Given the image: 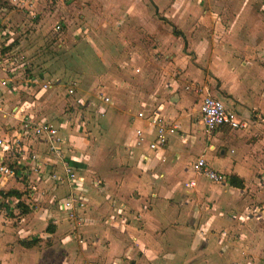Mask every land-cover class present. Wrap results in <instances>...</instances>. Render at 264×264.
Masks as SVG:
<instances>
[{
  "label": "crops",
  "instance_id": "obj_1",
  "mask_svg": "<svg viewBox=\"0 0 264 264\" xmlns=\"http://www.w3.org/2000/svg\"><path fill=\"white\" fill-rule=\"evenodd\" d=\"M186 2L154 0L152 5L154 14H161L160 20L172 28L173 45L165 47L162 42L167 36L156 31L159 47L151 51L147 48L137 60L118 57L115 61L121 69L113 66V55L107 53L102 57L105 72L101 80H90L89 91L70 80L59 97L63 102L70 99V106L77 109L91 108L98 116H104L102 119H108L109 125L115 121L116 132L122 138L116 147L119 158L105 163L113 171L89 168L90 144L82 143L80 131L85 126L76 109L73 118L62 119L60 115L54 118L45 103L39 108L36 100L21 103L23 94L35 92L39 99L56 82L46 70L29 68V63L18 57L10 62L4 57L15 54L20 40L26 44L24 40H35L47 33L36 30L23 37L21 29H12L5 19L0 21V31L5 33L0 50V136L7 141L11 137L19 140L18 144L8 142L0 147V165L13 171L10 176L0 175V197H5L6 203L11 200L19 208L26 207L27 211L15 213L20 214L21 222L26 221V216L32 217L28 227L22 225L23 232L35 228L33 231L44 230L48 236L59 238L49 247L52 256L41 255L43 264H264V232L255 233L250 223L252 219L264 227V206L258 203L264 202V13L256 16L252 0L253 4L235 0L228 5L219 0L214 5L218 26L213 41L206 37L198 44L190 39L186 28L197 20L209 23L211 16L209 10L201 11L197 5L188 7ZM22 19L27 20V16ZM4 24L8 26L5 28ZM56 25L59 24L52 29L59 34L61 30L57 32ZM30 26L39 25L35 21ZM187 42L190 49L186 51L199 55L192 63L183 50ZM157 52L160 55L154 58ZM42 75L49 82L46 90H40ZM122 75L137 86V103L136 99L133 101L137 106L130 116L119 106L130 97L123 101L118 96L119 100H115L117 91L113 87L115 82H122L118 78L123 79ZM4 80L11 81L9 86L1 84ZM69 90L73 93L69 94ZM107 92L112 99L108 104L102 101L103 96L110 97ZM205 95L219 98L236 110L244 127L233 130L222 126L208 133L199 113ZM109 108L119 111L107 115ZM139 112H155L178 125V130L167 135L164 146L151 149L155 134L146 127L145 119L138 117ZM26 117L56 127L63 140L62 161L30 132L22 138L21 120ZM86 126L95 132L89 128L90 123ZM138 129L142 139L136 135ZM90 146L95 147L92 140ZM32 155L36 156L33 164L40 167L38 174L25 167ZM198 157L223 173L227 182L213 183L196 173L192 164ZM64 164L74 174L75 185L66 180ZM53 175L60 180H54ZM232 177L243 186H231ZM37 184L45 190H51L54 184L55 193L61 196L60 205L73 195L75 211L85 216V224L73 230L65 222L49 221L45 227L46 211H42L45 215H36L30 204L24 203ZM71 231L76 233V240ZM21 238L17 244L29 251L32 246L26 248L21 242L42 237Z\"/></svg>",
  "mask_w": 264,
  "mask_h": 264
},
{
  "label": "rangeland",
  "instance_id": "obj_2",
  "mask_svg": "<svg viewBox=\"0 0 264 264\" xmlns=\"http://www.w3.org/2000/svg\"><path fill=\"white\" fill-rule=\"evenodd\" d=\"M14 1L18 2L20 6L14 5L13 0H0V21L5 19V21H8V24L11 25V28H17V30L21 29L22 31H20L21 33L23 32V37L25 34H30V32H32V34L35 33L36 30H39V33L43 31L47 34L45 36L36 37L35 40H24L26 44H23L20 40L19 43H17L19 48L16 49L14 52L15 54L11 57L6 56L4 58L9 60V62L14 61L13 59L16 57H18V59L21 58L23 60L22 62L25 60V62H27L26 64L29 63V68L35 67L34 69L36 70L37 68L39 70H46L50 78L54 79V82H56V84L53 85L54 88L50 90V92L41 94L39 99L35 98L37 95L35 92H31V94L28 95L23 94L20 96L21 103L25 100L31 103L36 100L40 102V104H36L38 108L45 103V105L48 106L46 108L50 107V113H53L54 118L60 115L62 119L73 118L76 109L77 114L81 115L79 118L84 122L85 126V128L82 127L80 131V135L82 139H84L82 143L91 145L92 140L93 145H95V147L90 145L87 147L92 156L89 168L113 171L109 169L110 166H107L108 164L105 163H110V160H114L117 157L119 158L116 147L120 145L119 139L122 140V138H119L120 136H118L116 132L117 124H113L115 121L112 120L109 125L108 119H102L104 116H98L95 111L90 110L91 108H89V110L84 107L77 109L74 106H70V99L66 98L63 102V100H59V97L64 93L63 89L70 80H76L77 84L81 85L82 88L84 87L83 90L85 89L86 91H89L90 80H101L100 77L104 75L105 72V69L102 67V57L105 54H112L114 60L113 66L121 69L120 63L117 62L118 60L115 61V59L121 57V60H124L126 56H129L128 60L133 58L137 60L138 57H142L141 52L147 50V48H149L150 51L156 50L159 45L155 41V32L158 31L160 35L168 37L173 31L172 28L170 27V30V25L160 20L161 14H154L152 6L154 0ZM176 1L183 3L185 0H175V2ZM186 1L188 7L193 8V6L197 5L201 7V11L209 10L208 14L211 16V19H208L209 23L197 20L196 23L187 26L186 31L188 34H191L190 39H192L194 43L199 44V42H203V40L208 37L212 42L218 26L214 21V5H217L216 3H218L219 0ZM234 1L235 0H224L227 5L231 3L234 4ZM246 1L252 3L251 0ZM252 1L254 2L252 6L258 14L254 10L253 12L259 17L260 14L264 13V0ZM171 2L175 4L174 0H171ZM26 6L29 10L24 8ZM191 15H194V13ZM23 16H27L29 22L23 20ZM35 21L36 24L39 25L37 28L30 26L31 23ZM56 23L61 26V32H59V34H55L52 29ZM6 26L8 25L4 24L5 28ZM226 26L229 27V25ZM228 27H225V30H227ZM167 37L163 38L162 42L165 47L175 43L171 36L169 40ZM179 42L183 43V40L179 38ZM187 48L190 49L188 42L183 49L184 53L188 55L187 59L189 62H195L199 55L197 56L194 52L186 51ZM196 52L200 53L198 48ZM159 53L160 52L154 54V58H157L160 55ZM180 56L181 55H179V60L182 58V56ZM201 62L200 60L199 63ZM121 64H123V62H121ZM205 64L206 63L202 62V65ZM117 73L120 72L118 71ZM118 78L122 82L119 84L115 82V86L113 87V89L117 91L115 100H119L118 96L122 98L123 101L125 97H130L128 102L124 101V105L119 104V106H123L124 112L130 116L133 114L135 106H137L133 104L134 99H136L135 103H137V86L133 85V82L126 80L123 75V79L120 77ZM118 78L116 79L119 82ZM106 94L110 95L111 98L110 93L107 92ZM67 101H69V103ZM92 101L96 100L93 99ZM113 111L116 113L119 109L109 108L107 115ZM96 117H99V120ZM68 123L69 126L72 125L70 122ZM88 123H90L89 128L94 129L95 132L92 133L90 130L88 131V126H86ZM120 124L123 126L122 123ZM122 144L123 143H121V145ZM91 148H93V150H91ZM112 153L115 155L113 158L110 157ZM121 155L123 157V154ZM120 159L122 158L120 157ZM97 163L100 166H97ZM54 189V184H52L51 190H45L43 186L37 184L34 186V192L30 197H27L28 200H24V203H29L32 210H35L32 213H37L36 215L41 216L44 210L46 211V216L44 217L46 220V222H44V224L46 223L45 227L50 224L49 221L53 223L59 221L61 224L65 222L67 227L69 228L70 226L73 230L84 225L86 220L85 216L79 214L77 211L70 214L67 210H64L62 205L60 206L59 204L61 203V196L58 195L57 192L55 193ZM258 203L264 206V202L261 201ZM25 208L26 207L19 208L14 202H11V200H9V203H6L5 197H0V264H43V262L40 261L41 255L43 257L53 255L49 247L54 244L55 239H59L58 237L54 235L48 236L44 230L33 231L35 228L27 229L28 231L25 230L26 232H23L24 227L26 228L31 224L30 221H32V217L26 216V218L24 217L26 221L21 222L22 217L19 216L20 214L18 215L15 213L27 211ZM43 215L45 214L43 213ZM78 215L83 221L80 220ZM250 223L253 225L256 231L255 233L258 232L260 234L264 232V227L259 225H262V223L252 219ZM22 225H24V227H22ZM70 234L73 237L76 236V233H73V231H71ZM25 235L34 237L35 235H41L42 238H38V241L33 242L32 249L28 251L22 249V247L17 244L20 239L22 240L21 236ZM74 239L76 240L75 237ZM46 264L57 263L50 261V263Z\"/></svg>",
  "mask_w": 264,
  "mask_h": 264
},
{
  "label": "built area",
  "instance_id": "obj_3",
  "mask_svg": "<svg viewBox=\"0 0 264 264\" xmlns=\"http://www.w3.org/2000/svg\"><path fill=\"white\" fill-rule=\"evenodd\" d=\"M13 3L16 6H20V4L18 2H15L14 0ZM55 30L57 32L60 31L61 26L56 25ZM3 43H5V33L0 32V50ZM10 83V80H4L1 84L3 86H9ZM27 83L25 82V84ZM40 83L42 86L40 90H46L47 88H49V82L46 81L44 75L40 77ZM72 93L73 90H69V94ZM110 100L111 98L107 95L102 97L103 103L108 104L110 103ZM199 113L201 121L208 133L214 132L217 128L222 126H227L228 128L233 130L244 127V124L240 120L236 110L225 105V103L221 99L213 97L211 95H205L201 99ZM138 117L141 119H145L146 127L154 131L155 137L154 140L150 143L151 149H157L164 146L167 141V135L174 134L178 130V125H176L175 123H171V121L155 112L149 113L148 115L139 112ZM21 126L22 131L24 132V134H22V138H25L26 134L30 132L33 136L42 139L43 142L46 143L48 150L53 153L54 157H56L60 161L63 160V156L65 154L62 147L63 140L58 136V130L53 124L46 122H36L31 118L26 117L25 119L21 120ZM136 135H138V137L142 139L143 135L141 129L136 130ZM8 142H11V145L14 143L18 144L19 140L18 138L11 137V139L7 141L0 136V147L6 146ZM35 159L36 156L32 155L25 161V167H28L29 171H31L32 173L38 174L40 173V167L33 164V161ZM192 168L196 173L203 175L213 183L225 184L227 182L225 175L214 170L203 157H198L197 160L192 164ZM64 169L66 172V180L68 181V183L75 185L74 174L71 173L66 164H64ZM0 175L10 176L13 175V171L5 165H0ZM53 179L56 181L60 180L56 175H53ZM191 185L192 184H190V186ZM74 201L75 200L73 195L68 196L63 201L62 208L67 210L70 214H73L75 211ZM78 205H80V203ZM80 220L83 221L81 217Z\"/></svg>",
  "mask_w": 264,
  "mask_h": 264
},
{
  "label": "trees",
  "instance_id": "obj_4",
  "mask_svg": "<svg viewBox=\"0 0 264 264\" xmlns=\"http://www.w3.org/2000/svg\"><path fill=\"white\" fill-rule=\"evenodd\" d=\"M237 178L235 177H232L230 178V185L231 186H235V187H238V188H241L243 185H242V182L240 180H238ZM38 240H34V241H28V242H21V245L26 247V248H29L32 246V243L33 242H36Z\"/></svg>",
  "mask_w": 264,
  "mask_h": 264
}]
</instances>
